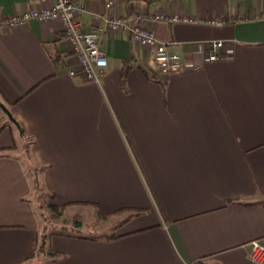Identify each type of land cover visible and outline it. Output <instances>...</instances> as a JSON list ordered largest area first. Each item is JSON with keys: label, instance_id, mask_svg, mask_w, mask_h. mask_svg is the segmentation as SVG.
I'll use <instances>...</instances> for the list:
<instances>
[{"label": "crops", "instance_id": "crops-1", "mask_svg": "<svg viewBox=\"0 0 264 264\" xmlns=\"http://www.w3.org/2000/svg\"><path fill=\"white\" fill-rule=\"evenodd\" d=\"M106 1L83 0L85 29L102 27L93 14ZM50 3L0 0V18ZM107 12L174 42L187 69L161 75L153 49L100 30L109 64L100 82L87 81L68 74L74 60L60 21L0 27V98L25 134L0 133V148L17 146L0 156V264H256L264 0H119ZM160 12L228 23L155 20ZM211 40L226 42L217 60L208 59ZM36 178L58 207H90L103 219L128 213L115 220L121 236L42 231Z\"/></svg>", "mask_w": 264, "mask_h": 264}, {"label": "built area", "instance_id": "built-area-1", "mask_svg": "<svg viewBox=\"0 0 264 264\" xmlns=\"http://www.w3.org/2000/svg\"><path fill=\"white\" fill-rule=\"evenodd\" d=\"M119 0H107L106 10L93 14L97 24L102 22V27L85 29L80 20L81 15L86 11L83 0H51L49 5L30 7L22 12L14 13L0 18L1 28L24 27L31 20L41 22L58 20L66 42L72 52V66L68 69L71 76L81 75L87 81L100 82L108 67V57L102 49L99 39L100 30L125 31L130 33L134 42L153 49L152 64L159 74L171 75L187 69L182 55L177 51L173 42H162L158 39L152 29L133 25L131 17L109 14L108 9L112 8ZM154 19L171 23L188 24H209L223 26L228 23L224 18H209L193 16L190 14H170L160 12L154 14ZM224 40L209 41L210 54L208 59L217 60L221 56L220 49L224 48ZM249 257L256 264L264 263V239L258 238L250 243Z\"/></svg>", "mask_w": 264, "mask_h": 264}, {"label": "rangeland", "instance_id": "rangeland-1", "mask_svg": "<svg viewBox=\"0 0 264 264\" xmlns=\"http://www.w3.org/2000/svg\"><path fill=\"white\" fill-rule=\"evenodd\" d=\"M2 118H6L0 113ZM30 138L25 139V145H29ZM29 148V146H28ZM29 155V152L27 153ZM25 153L24 155L27 156ZM50 195L39 185L38 190L34 191V201L36 202L38 213L42 211L40 217L41 229L44 232L63 231L79 234H90L96 237H107L111 234H117L120 226L115 220L126 216L128 213H122L116 217L103 219L99 214L90 207H67L61 213L54 212L49 204L52 199ZM114 220V221H113ZM80 221L81 226H77L76 222ZM44 262V260H42ZM33 263V262H32ZM43 264H51L44 262Z\"/></svg>", "mask_w": 264, "mask_h": 264}, {"label": "trees", "instance_id": "trees-1", "mask_svg": "<svg viewBox=\"0 0 264 264\" xmlns=\"http://www.w3.org/2000/svg\"><path fill=\"white\" fill-rule=\"evenodd\" d=\"M1 100H2V102H4L5 104H6V106L11 110V108L9 107V105H8V103L4 100V99H2V98H0ZM12 111V110H11ZM0 113H2V114H4L5 115V117L7 118V122H5V123H0V133L3 131V130H5L7 127H9V128H11V127H17L18 129H20V131L22 132V135H25L24 134V130H23V128L20 126V125H16L14 122H12L10 119H9V117L3 112V110L0 108ZM13 113V112H12ZM14 115V114H13ZM15 117V116H14ZM17 146L16 145H14V146H12V147H6V148H0V156H3V155H8L10 152H13L15 149H17L16 148ZM29 152V150H28V144L27 145H24V147H23V153L25 154H27ZM27 156H28V154H27ZM39 180L36 178V182H35V191L36 190H38V188H39ZM50 198H53V195H50ZM49 207L54 211V212H58V213H61L63 210H64V208H65V206H63V207H58V206H56V205H54V204H52V203H50L49 204ZM42 214V213H41ZM121 235L120 234H111V235H109V236H107L106 238H110V239H112V238H117V237H120ZM45 235H43L42 236V242L40 243V245H39V250H43L44 249V240H45ZM24 264H37V263H32V262H27V263H24Z\"/></svg>", "mask_w": 264, "mask_h": 264}, {"label": "water", "instance_id": "water-1", "mask_svg": "<svg viewBox=\"0 0 264 264\" xmlns=\"http://www.w3.org/2000/svg\"><path fill=\"white\" fill-rule=\"evenodd\" d=\"M0 108L3 110V112L9 117V119L14 122L17 126L19 125L17 119L14 117L12 111L6 106L4 102L0 99Z\"/></svg>", "mask_w": 264, "mask_h": 264}]
</instances>
